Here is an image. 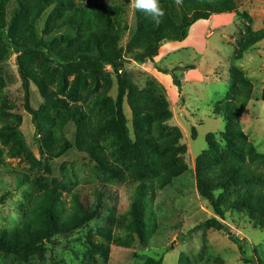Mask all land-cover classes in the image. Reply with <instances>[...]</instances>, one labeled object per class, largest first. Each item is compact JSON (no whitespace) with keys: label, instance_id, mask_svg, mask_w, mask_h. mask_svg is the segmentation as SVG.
I'll return each mask as SVG.
<instances>
[{"label":"rangeland","instance_id":"374dc122","mask_svg":"<svg viewBox=\"0 0 264 264\" xmlns=\"http://www.w3.org/2000/svg\"><path fill=\"white\" fill-rule=\"evenodd\" d=\"M74 1L87 6L105 0ZM237 2L235 12L213 15L207 23L199 21L194 24L186 39V45L189 46L161 45L160 53L152 62H132L125 66L129 80L138 91L146 88L152 80L157 83L154 87L162 89L172 114L171 119L165 123L166 130L181 135L180 143L185 147L184 159L188 165V170L177 177L171 186L154 190L147 199L145 218L150 247L144 250L122 245L124 237L119 231L123 226V214L129 205L127 184L137 174L129 162L124 161L118 152L115 153L108 143L104 153L120 168L118 177L106 169H100L96 162L75 148L65 156L52 160L50 173L42 170L39 164L42 159L34 142L31 118L23 108L22 81L17 61L21 60L25 69L44 78L48 92L56 93L57 97L64 98L69 105H79L81 111L93 119L102 117L107 121V107L111 102L116 106L118 90L114 76L109 81L100 79L97 86L88 82L86 87L79 88L73 94L69 89L74 76L67 77L66 88L61 94L59 75H51V68H47L39 59L9 51L7 59L0 61V128L8 127L4 135L0 136V180L3 181L0 182V198L3 199V203H0V230L18 225L29 211L30 202L52 189L59 194L58 199L62 202L60 207L64 212L69 210L72 193L89 198L92 204L95 203L93 191L99 189L104 205L82 228L66 236L53 237V243H47L40 252L20 256L0 253V264H143L148 257L162 259V264H245L243 259L255 263L264 262V224L259 220H250L232 193L221 190L214 191L217 206L223 212V216H217L196 186V158L210 149L206 138L210 135L214 144L224 148L221 135L226 129V121L215 116L212 110L225 100L232 68L240 71L253 87L252 97L240 113L238 127L257 150L264 154V104L261 102L264 87V40L248 48L242 43V52H239L238 45L247 25L252 30L264 29V0ZM15 6L11 2L5 7L3 13L6 23ZM134 10L130 0L128 12L131 27ZM51 12L52 9L45 11L30 27L32 31L27 32L63 47L64 36L61 32L48 35L43 32L48 31L45 24ZM245 14L249 19L245 18ZM17 27L26 31L20 25ZM128 40L129 36L125 35L122 41L124 47ZM157 68H165L175 74L181 85L180 94L172 84L171 75L162 74ZM103 93L110 102L103 101ZM30 104L34 110L49 116L62 111L55 99H43L33 83L30 85ZM121 110L126 126L132 127V113L125 98L121 102ZM40 124L41 135L47 142L59 145L64 139H70V126L59 131L45 118H42ZM192 129L195 130L194 138ZM143 131L145 134L153 133L151 127H143ZM17 133L22 135L25 145L22 151L18 150L14 140ZM131 137L134 139V135ZM95 138L103 144L104 140L96 135ZM23 174L28 175L29 184L22 190H12L17 175ZM24 190L27 194L22 198ZM6 192L9 195L5 196ZM212 218L219 220L225 230L202 229L188 234L195 226ZM232 235L242 240L245 256L239 253L237 244L229 240Z\"/></svg>","mask_w":264,"mask_h":264},{"label":"trees","instance_id":"16d2710c","mask_svg":"<svg viewBox=\"0 0 264 264\" xmlns=\"http://www.w3.org/2000/svg\"><path fill=\"white\" fill-rule=\"evenodd\" d=\"M11 2L16 6L6 23L3 12ZM158 3L164 12L158 24L146 12L134 10L131 27L128 12L130 0H105L87 6L76 4L74 0H0V61L7 59L11 50L23 57L41 60L43 65L51 68V75H59L61 94L66 88L67 77L74 76L69 89L73 94L79 88L86 87L88 82L97 86L100 79L109 81L114 76L118 90L116 106L111 102L107 107V121L102 117L93 119L81 111L79 105H69L56 93L48 92L44 78L25 69L21 60L17 61L22 81L23 108L34 128V142L42 159L40 167L45 173H50V162L75 148L96 162L100 169H106L118 177L120 168L104 153L108 143L115 153L118 152L124 161L129 162L137 174L127 184L129 205L123 214V226L119 232L124 237V247L141 250L150 247L145 218L147 199L154 190L171 186L177 177L188 170V165L184 159L185 147L180 143L181 135L166 130L165 123L172 114L162 89L154 87L157 83L152 80L146 88L138 91L129 80L125 66L132 62H152L163 43H181L188 38L189 30L197 22L208 21L213 15L233 13L238 6L237 0H179V3L177 0H158ZM49 9H52V16L47 15L45 26H48V31L43 32L45 35L61 32L64 36L63 47L45 41L35 33L28 34L32 31L30 27ZM244 16L249 19L246 14ZM19 25L26 31L17 27ZM245 29L244 36L238 40L239 52H242V43L248 48L264 40V29L252 30L248 25ZM125 35L129 36V40L124 47L122 41ZM157 70L171 75L172 84L180 94L181 85L175 74L165 68ZM229 74L225 100L212 110L215 116L226 121V129L221 135L224 148L214 144L210 135L206 138L210 149L196 158V186L217 216H223V212L217 206L214 191L221 190L232 193L250 220H259L264 224V154L238 127L240 113L251 99L253 87L237 69L232 68ZM42 75L47 76L44 73ZM32 83L43 99H55L62 111L49 116L34 110L30 104ZM101 96L103 101L110 102L105 93ZM123 98L132 113L130 128L126 126L121 110ZM261 102L264 104V87ZM42 118L59 131L70 126V139H64L59 145L47 142L41 135ZM143 127H151L153 133L145 134ZM7 128H0V136L4 135ZM191 132L194 138L195 130ZM95 135L104 140L103 144ZM133 135L134 139L131 137ZM15 136L18 150H24L22 135L17 133ZM29 182L28 175H17L12 190H22ZM26 194V190L22 191V198ZM4 195H9V192ZM58 195L52 189L36 197L30 202L29 211L18 225L0 230L1 254L20 256L40 252L47 243H53V237L66 236L82 228L104 205L99 189L93 191L95 203L92 204L89 198L72 193L69 210L64 212ZM2 200L1 197L0 203ZM202 229L223 231L225 226L212 218L198 224L188 234ZM229 240L236 243L239 253L245 256L242 240H237L233 235ZM243 261L245 264H264L262 261ZM143 264H162V259L148 257Z\"/></svg>","mask_w":264,"mask_h":264},{"label":"clouds","instance_id":"9594fccd","mask_svg":"<svg viewBox=\"0 0 264 264\" xmlns=\"http://www.w3.org/2000/svg\"><path fill=\"white\" fill-rule=\"evenodd\" d=\"M177 3H179V0H177ZM131 6L135 10L146 12L157 24L160 22V18L164 15L163 9L160 7L158 0H131Z\"/></svg>","mask_w":264,"mask_h":264},{"label":"crops","instance_id":"0c3cea01","mask_svg":"<svg viewBox=\"0 0 264 264\" xmlns=\"http://www.w3.org/2000/svg\"><path fill=\"white\" fill-rule=\"evenodd\" d=\"M203 21H200L199 23H202ZM203 23H207V21L206 22H203ZM187 39V38H186ZM186 40H184L183 42H181V43H177V42H174V43H163L162 45H164V46H180V47H185V46H189V45H186ZM162 47V46H161ZM160 47V48H161ZM160 53V50H159V52H158V54ZM200 57V56H199ZM198 57V58H199Z\"/></svg>","mask_w":264,"mask_h":264}]
</instances>
